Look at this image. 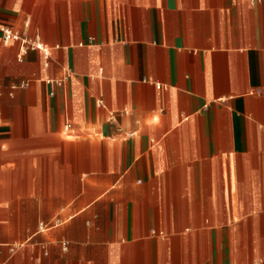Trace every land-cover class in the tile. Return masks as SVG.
Instances as JSON below:
<instances>
[{"label":"crops","instance_id":"crops-1","mask_svg":"<svg viewBox=\"0 0 264 264\" xmlns=\"http://www.w3.org/2000/svg\"><path fill=\"white\" fill-rule=\"evenodd\" d=\"M0 26L47 53L0 35V264H264V0H0Z\"/></svg>","mask_w":264,"mask_h":264},{"label":"built area","instance_id":"built-area-1","mask_svg":"<svg viewBox=\"0 0 264 264\" xmlns=\"http://www.w3.org/2000/svg\"><path fill=\"white\" fill-rule=\"evenodd\" d=\"M0 35H1L2 42L4 44H8V43H11L13 41L20 42V47H21V50L23 52L27 48H36V49H42V50H44L43 49V46L40 43H37L35 41L30 40L26 36L21 35L17 31H14V30L10 29L7 26H0ZM45 55H47L46 51H45ZM98 104H101V103L98 102ZM65 128L66 129L70 128V123H67L65 125ZM65 246L66 245L64 244V247Z\"/></svg>","mask_w":264,"mask_h":264}]
</instances>
